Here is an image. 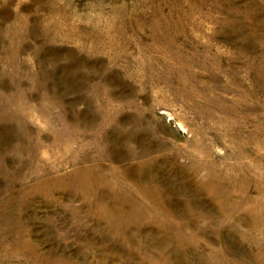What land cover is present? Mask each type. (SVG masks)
Segmentation results:
<instances>
[{"label": "rangeland", "instance_id": "374dc122", "mask_svg": "<svg viewBox=\"0 0 264 264\" xmlns=\"http://www.w3.org/2000/svg\"><path fill=\"white\" fill-rule=\"evenodd\" d=\"M0 264H264V0H0Z\"/></svg>", "mask_w": 264, "mask_h": 264}]
</instances>
